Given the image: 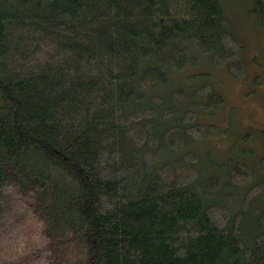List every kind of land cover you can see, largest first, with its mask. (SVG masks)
<instances>
[{
  "label": "trees",
  "instance_id": "16d2710c",
  "mask_svg": "<svg viewBox=\"0 0 264 264\" xmlns=\"http://www.w3.org/2000/svg\"><path fill=\"white\" fill-rule=\"evenodd\" d=\"M242 52L220 0H0V264H264V184L188 150Z\"/></svg>",
  "mask_w": 264,
  "mask_h": 264
},
{
  "label": "rangeland",
  "instance_id": "374dc122",
  "mask_svg": "<svg viewBox=\"0 0 264 264\" xmlns=\"http://www.w3.org/2000/svg\"><path fill=\"white\" fill-rule=\"evenodd\" d=\"M251 1L220 0L232 32L242 47L245 67L241 74L230 76L226 69L215 68L205 59L201 61L199 69L211 74L209 83L223 96L225 104L209 119L218 126L217 133H209L201 141L193 142L188 150L197 152L201 158L202 154H210V159L216 163H224L230 158L234 164H248L254 187L255 184H264V30L248 14ZM193 70L189 68L185 74ZM227 126L230 136L223 135L225 129L228 131ZM261 158L263 166L259 163ZM245 191L240 190L230 209H238Z\"/></svg>",
  "mask_w": 264,
  "mask_h": 264
}]
</instances>
